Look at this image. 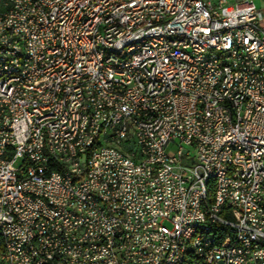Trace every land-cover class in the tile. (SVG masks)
I'll return each mask as SVG.
<instances>
[{
	"label": "built area",
	"instance_id": "1",
	"mask_svg": "<svg viewBox=\"0 0 264 264\" xmlns=\"http://www.w3.org/2000/svg\"><path fill=\"white\" fill-rule=\"evenodd\" d=\"M39 1L43 16L0 0V264H264V0H130L128 13L115 0H71L59 12ZM75 4L84 14L65 35ZM166 7L180 14L161 24ZM112 11L116 28L100 29L106 49L91 50V21L112 20ZM19 29L38 38L37 58L12 46ZM50 29L62 33V48ZM17 52H26V70L15 69ZM82 88H97L99 101ZM74 116H83L81 138Z\"/></svg>",
	"mask_w": 264,
	"mask_h": 264
},
{
	"label": "bare ground",
	"instance_id": "2",
	"mask_svg": "<svg viewBox=\"0 0 264 264\" xmlns=\"http://www.w3.org/2000/svg\"><path fill=\"white\" fill-rule=\"evenodd\" d=\"M20 5L30 7V13L35 16H43L44 7L41 6L39 0H17ZM71 0H48V8L51 12H59V6H66ZM130 0H115V6H121V13H128V5ZM84 14V5L75 4V14L66 21L65 35H72L75 33L76 27L80 23V17ZM180 14V7H166L163 9V14L160 15V23L168 24L174 15ZM148 16V8L140 7L137 12V19H144ZM116 21H119V11H112V20H93L91 21V28L88 34V42L91 50L106 49V42L101 41V30H112L116 28ZM19 28H26V19H19ZM50 38L53 41L54 48H62V33L57 29H50ZM10 41L15 50L27 51V58H37L38 48L32 45H38V38H33L32 30L19 29V35L10 34ZM71 40H63V50H70ZM137 50H146L147 42H136ZM39 51L47 53L49 58H57V51L50 50V44L39 43ZM112 56H121L120 48H112ZM6 59H13V52H6ZM26 52H17L15 60V69L26 70ZM52 71H65V63L51 62ZM110 70H117V63H110ZM68 87H76V80H68ZM109 94L114 97H122V89L119 86H110ZM58 95H67V86H58ZM82 95H87L90 98V103H97L99 101V92L97 88H82ZM23 98L26 100H38L39 91L23 89ZM77 106H84V99H77ZM218 112H225V105H218ZM73 137L81 138L83 134V116L72 117ZM126 135H133V128H126ZM37 148H44V133H37L36 135ZM50 147H57V139L49 138ZM70 158L79 159V151H70ZM211 195V183L202 182V196ZM197 207H204V199H196ZM197 229V221L189 222V230ZM199 242L191 243V250H198ZM66 258H74V251H66ZM192 252H184V260H191Z\"/></svg>",
	"mask_w": 264,
	"mask_h": 264
},
{
	"label": "trees",
	"instance_id": "3",
	"mask_svg": "<svg viewBox=\"0 0 264 264\" xmlns=\"http://www.w3.org/2000/svg\"><path fill=\"white\" fill-rule=\"evenodd\" d=\"M3 247V238L0 237V249Z\"/></svg>",
	"mask_w": 264,
	"mask_h": 264
},
{
	"label": "rangeland",
	"instance_id": "4",
	"mask_svg": "<svg viewBox=\"0 0 264 264\" xmlns=\"http://www.w3.org/2000/svg\"><path fill=\"white\" fill-rule=\"evenodd\" d=\"M256 3L259 5V2L258 1H256Z\"/></svg>",
	"mask_w": 264,
	"mask_h": 264
},
{
	"label": "water",
	"instance_id": "5",
	"mask_svg": "<svg viewBox=\"0 0 264 264\" xmlns=\"http://www.w3.org/2000/svg\"><path fill=\"white\" fill-rule=\"evenodd\" d=\"M219 264H223V263L220 261Z\"/></svg>",
	"mask_w": 264,
	"mask_h": 264
}]
</instances>
